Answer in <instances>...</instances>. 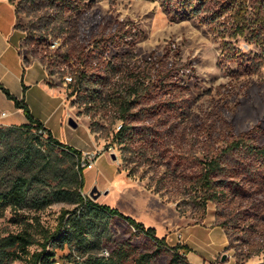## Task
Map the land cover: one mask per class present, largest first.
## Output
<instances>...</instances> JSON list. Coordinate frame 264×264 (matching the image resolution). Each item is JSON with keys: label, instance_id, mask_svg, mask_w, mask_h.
Segmentation results:
<instances>
[{"label": "rangeland", "instance_id": "374dc122", "mask_svg": "<svg viewBox=\"0 0 264 264\" xmlns=\"http://www.w3.org/2000/svg\"><path fill=\"white\" fill-rule=\"evenodd\" d=\"M35 1L36 4L26 0L11 2L20 10L17 28L23 35L21 49L25 61H38L47 68L48 82L51 85L54 82L59 84L62 109L69 112L63 122L57 121L54 135L61 142L74 147L90 146L93 138L96 147L89 152H95L96 156L106 154L99 158L97 166L83 170L82 194L90 197V190L96 186L102 193L99 197L101 204L118 208L146 226L154 227L159 237L168 235L169 247L178 235L181 219L190 220L192 224L205 221L213 222V226L226 225L230 239L228 246L215 259L203 264H264V180L252 176L251 179L256 180L249 185V193L244 195L233 194V190L228 189V197H223L220 202H208L204 214L199 193L190 185L180 186L182 176L173 178L171 183L167 182L169 178L164 176L167 166L162 158L149 157L140 161L141 164L131 163L130 166L135 167L131 177L125 170L128 152L117 142L110 144L121 121L117 119L111 124L99 114H85L87 102H83V99H87L85 92L90 90L89 85L83 88L84 95L79 98L69 96L71 88L66 77L73 75L78 67V56L88 54L92 47H85L88 44L86 30L89 28L87 14L77 10L65 13L60 1L53 7L45 0ZM84 1L92 4L87 11L99 9L110 27L120 26L129 33V44L104 52L103 62L114 64L118 61L124 65V70L129 64L147 63L151 53L155 52L166 54L169 58L176 57L189 67L183 78L186 90L176 99H183L184 118L172 140L177 148L182 149L184 156L188 155L185 152H189L186 162H191L193 158L205 159L204 153L210 149L211 144L204 142V138H197L199 128L207 127L214 137L229 139L255 129L259 132V143L264 144V49L247 31L245 35H235L233 21L236 13L229 6L230 0H207L206 10L196 17L181 16L182 11L178 9H175L176 13L173 12V7L166 0ZM190 3L193 4L191 0ZM211 19L215 21L208 22ZM174 43L179 47L177 50L173 48ZM60 55H69L73 59L60 66L57 59ZM103 71L102 74L108 73ZM70 117L77 120L78 127L69 125ZM12 126L19 128L14 132L6 130ZM0 132L8 136L10 143L9 150L4 149L3 153L0 189L9 187L19 175H34L37 177L35 193L44 195L59 186V177L64 172L77 169L76 157L72 158L67 151L50 145L46 134L41 135L39 131L21 124L3 123H0ZM108 145H113L112 151L107 149ZM12 147H30L34 160L26 165L11 155ZM222 147L224 149L227 144L220 141L215 148ZM111 153L117 155L116 161L112 160ZM228 156L234 165H240L243 161L238 154ZM185 174L189 176L191 171ZM130 177L133 181L129 180ZM222 181L234 187L239 185V180ZM155 189L160 190L159 193ZM72 207L66 202H53L41 210L26 206L15 212L8 208L0 213V239L24 229L34 232L31 225L34 217H38L46 229L53 231L62 209ZM133 231L128 223L115 217L109 228L110 238L90 252L108 256L116 244L129 238L140 252L156 248L150 238L142 234L132 235ZM34 233L37 241H42L40 233ZM185 234L190 242L197 240L198 244L206 238L202 226L193 227ZM29 249L31 252L40 250L39 242ZM48 249L55 251L58 264L66 263L72 257L71 253H78L68 244H49ZM210 249L212 251L214 247ZM170 258L171 252L163 249L152 264H168ZM3 264L25 262L9 259Z\"/></svg>", "mask_w": 264, "mask_h": 264}, {"label": "trees", "instance_id": "16d2710c", "mask_svg": "<svg viewBox=\"0 0 264 264\" xmlns=\"http://www.w3.org/2000/svg\"><path fill=\"white\" fill-rule=\"evenodd\" d=\"M26 1H33L31 4H36L35 0ZM45 1L52 7L60 1L65 13L77 10L87 14L89 28L86 30L88 44L85 47L88 48L89 45L92 47L88 54L78 56L79 65L71 75L73 81L69 85L71 88L69 96L76 95L79 98L80 95H84L83 88L89 85L90 90L85 92L87 99H83V102H87L85 114H99L111 124L117 119L121 121L110 144L117 142L128 152V156L125 157V170H128L130 176L133 175L135 168L130 166L131 163L141 164L140 161L149 157L162 158L167 166L164 175L169 178L167 182L171 183L173 178L182 176L180 186L190 185L199 193L204 214L208 202H220L223 197L224 199L228 197V189L233 190V194L244 195L249 193V185L256 180L251 179L252 176L255 175L254 178H258L257 180H264V144L259 143V132L255 129L229 139L214 137L213 132L207 127L199 128L197 138H204V142L211 146L209 151L204 153L205 159L193 158L191 162H186L189 152H185L188 155L184 156L182 149L174 145L172 140L176 136L175 130L180 127L184 118L183 99H176L186 90L183 78L189 69L187 65L180 63L176 57L169 58L166 54L155 52L151 53L147 63L129 64L124 70L122 69L124 65L118 61L107 64L106 61H102L105 57L104 52L111 48L127 46L128 30H122L120 26L115 25L110 27L99 9L87 11L92 8V4L84 0ZM166 1L173 7V12L178 9L182 11L181 16L185 17L200 15L206 10L204 7L207 3V0H191L193 4L190 0ZM229 6L236 13L233 21L235 35H245L249 32L264 49V0H230ZM18 8L15 6L17 17L20 11ZM214 21L211 19L208 22ZM173 48L177 50L179 47L174 43ZM89 54H92L91 58ZM97 57L100 58L94 61ZM57 59L58 64L64 66L71 62L73 57L60 55ZM103 70L108 73L102 74ZM23 87L26 90L27 87L25 85ZM0 89L15 102L17 108L23 110L27 119V123L21 124L23 127L27 126L39 132L44 130L50 145L67 151L72 154L70 155L72 158L77 159V169L70 173L64 172L59 177V186L44 195L40 192L35 193L37 177L34 175H19L9 187L0 189V213L8 208L18 212L26 206L41 210L53 202H66L74 206L62 209L53 231L46 229L38 217L33 218L31 225L34 232L40 233L42 241H37L35 233L26 229L0 239V264L9 259H21L25 264H58L55 251L48 249L49 244L55 243L60 246L68 244L72 250L78 251V257L71 253L72 257L64 264H152L163 249L171 252L168 264H191L187 257L191 248L187 244L177 243L169 247L167 237H158L154 227H146L143 222L124 214L118 208L101 204L83 195L84 169L79 166L82 151L56 139L51 131L33 116L25 98L15 97L1 82ZM18 128L12 126L6 130L14 132ZM40 134L44 135L43 132ZM7 137L0 132V167L5 156L4 149L9 150L10 143ZM220 141L227 144V147L215 148ZM11 149V155L26 165L35 158L30 147ZM231 154H238V157L243 159L240 165L232 164L233 160L227 158ZM188 171H191L189 176L185 174ZM222 180L229 182L239 180L237 184L240 187L239 185L234 187L231 183L226 184ZM155 191L159 193L160 190ZM115 217L121 218L132 227L134 230L132 235L142 234L154 241L156 248L153 251L140 252L132 245V238H129L116 244L108 256L91 253L92 248L110 238L109 228ZM221 226L227 230L226 225ZM37 242L41 249L31 252L29 247Z\"/></svg>", "mask_w": 264, "mask_h": 264}, {"label": "crops", "instance_id": "0c3cea01", "mask_svg": "<svg viewBox=\"0 0 264 264\" xmlns=\"http://www.w3.org/2000/svg\"><path fill=\"white\" fill-rule=\"evenodd\" d=\"M22 38L23 35L17 28L15 4L9 0H0V82L15 97L19 99L25 98L33 116L40 120L44 127L50 130L53 136L58 139L54 135V126L57 125V121L58 123L63 122L66 114L69 115L68 111L66 112L62 109L61 88L56 82L52 85L48 82L50 81L48 70L41 62L34 60L30 62L25 61V56L21 49ZM23 85L27 87L26 90H24ZM3 113H6V115L2 116ZM11 117L16 118L15 120H9ZM0 123L6 125L27 123L23 110L17 108L15 102L9 99L1 89ZM92 142L93 144L90 146L75 148L82 152L92 151L96 147L93 138ZM104 155L106 154L100 153L97 156L95 166L98 165L99 158ZM131 177L129 180L133 181ZM97 202H99V198ZM181 221V225L177 229L178 235L172 241V246L177 243L187 244L191 248V251L187 253V257L194 264H203L215 259L230 242L227 231L220 226H213V222L211 224L203 221L199 224H192L190 220L185 221L181 219ZM196 226H202L205 230L206 238L200 244H198L199 241L197 240L194 243L190 242L185 234L187 230ZM166 237L169 243L168 235ZM211 246L214 247L212 251H210Z\"/></svg>", "mask_w": 264, "mask_h": 264}, {"label": "built area", "instance_id": "2783aa9c", "mask_svg": "<svg viewBox=\"0 0 264 264\" xmlns=\"http://www.w3.org/2000/svg\"><path fill=\"white\" fill-rule=\"evenodd\" d=\"M66 82H72L73 77L72 76H67L66 77ZM6 115V113H3L2 116ZM40 132H43L44 134L46 133L44 130H40ZM113 145H108L107 149L112 151L113 150ZM97 154L95 152H82L80 158H79V166L83 169H91L95 166L96 159H97Z\"/></svg>", "mask_w": 264, "mask_h": 264}, {"label": "water", "instance_id": "95a60500", "mask_svg": "<svg viewBox=\"0 0 264 264\" xmlns=\"http://www.w3.org/2000/svg\"><path fill=\"white\" fill-rule=\"evenodd\" d=\"M69 125H71L72 127L76 128V127H78V122L73 117H70L69 118ZM111 158H112V160L116 161L117 160V155L115 153H111ZM89 194H90V197L93 200H97L101 196L102 193L96 186H94L90 190ZM223 260H225V257H223Z\"/></svg>", "mask_w": 264, "mask_h": 264}]
</instances>
